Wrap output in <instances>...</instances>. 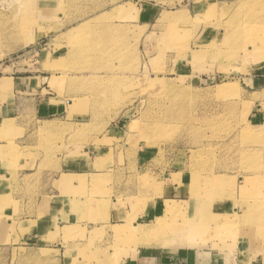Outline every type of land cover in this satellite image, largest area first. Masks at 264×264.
I'll return each mask as SVG.
<instances>
[{
  "label": "rangeland",
  "instance_id": "obj_1",
  "mask_svg": "<svg viewBox=\"0 0 264 264\" xmlns=\"http://www.w3.org/2000/svg\"><path fill=\"white\" fill-rule=\"evenodd\" d=\"M41 5L0 0V76L53 29ZM144 57L131 80L69 83L88 89L81 102L93 112L39 122L30 135L45 155L66 147L81 157L103 145L101 159L87 162L95 174L88 201H109L82 209L93 226L57 233L65 258L43 252L25 264H191L195 256L203 264H264V0L195 17L165 12ZM113 197L118 210L108 223ZM196 197L206 200L195 215ZM157 198L161 217L144 220ZM147 227L154 230L137 231ZM21 262L17 249L0 256V264Z\"/></svg>",
  "mask_w": 264,
  "mask_h": 264
},
{
  "label": "crops",
  "instance_id": "obj_2",
  "mask_svg": "<svg viewBox=\"0 0 264 264\" xmlns=\"http://www.w3.org/2000/svg\"><path fill=\"white\" fill-rule=\"evenodd\" d=\"M237 1L42 0L46 5H41V12L49 24L54 19L53 29L23 56L13 73L0 76L1 257L17 249L21 264L43 252L65 258V243L57 233L71 225H94L92 221L88 224L82 209H96L103 198L88 201V185L95 174L86 168L87 162L101 159L104 146L85 147L80 150L83 156L75 158L70 157L75 150L66 147L55 155H45L30 136L39 122L81 118L93 112L81 102L89 96L88 89L69 83L131 80L137 65L145 59L153 25L163 13L188 12L195 17L212 6ZM20 67L25 72H20ZM205 200L195 198L196 207L200 202L195 215ZM163 201H152L144 220L161 217ZM115 204L113 197L106 215L108 223L117 215ZM79 218L87 220L81 222ZM105 218L96 223L97 227L108 224ZM196 258L191 264H203Z\"/></svg>",
  "mask_w": 264,
  "mask_h": 264
},
{
  "label": "bare ground",
  "instance_id": "obj_3",
  "mask_svg": "<svg viewBox=\"0 0 264 264\" xmlns=\"http://www.w3.org/2000/svg\"><path fill=\"white\" fill-rule=\"evenodd\" d=\"M243 33H246V31H244ZM233 36H236V34H234ZM245 38V37H244ZM245 40V39H244ZM241 42H242V40H241ZM249 42H250V40H249ZM245 43V42H244ZM247 45V44H246ZM251 48V52L252 51H254L253 50V47H251V46H249V49ZM244 49V48H243ZM245 52V54H244V58H242V59H245L246 58V56H248V52H247V50H245L244 51ZM237 54V53H236ZM250 58V57H249ZM248 61V60H247ZM133 225L135 224V223H132ZM127 229H129V228H127ZM154 229L152 228V227H147V228H141V229H137V231H139L141 234H148L150 231H153Z\"/></svg>",
  "mask_w": 264,
  "mask_h": 264
}]
</instances>
